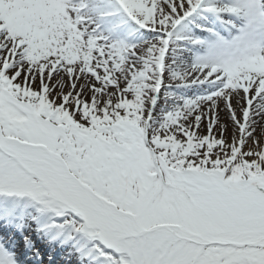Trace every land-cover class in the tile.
<instances>
[{"label": "snow or ice", "instance_id": "snow-or-ice-1", "mask_svg": "<svg viewBox=\"0 0 264 264\" xmlns=\"http://www.w3.org/2000/svg\"><path fill=\"white\" fill-rule=\"evenodd\" d=\"M264 264V0H0V264Z\"/></svg>", "mask_w": 264, "mask_h": 264}, {"label": "bare ground", "instance_id": "bare-ground-1", "mask_svg": "<svg viewBox=\"0 0 264 264\" xmlns=\"http://www.w3.org/2000/svg\"><path fill=\"white\" fill-rule=\"evenodd\" d=\"M61 264H63V262H61Z\"/></svg>", "mask_w": 264, "mask_h": 264}]
</instances>
